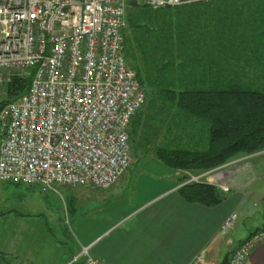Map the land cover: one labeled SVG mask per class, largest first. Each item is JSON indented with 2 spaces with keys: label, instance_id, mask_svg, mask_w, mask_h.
Segmentation results:
<instances>
[{
  "label": "built area",
  "instance_id": "built-area-1",
  "mask_svg": "<svg viewBox=\"0 0 264 264\" xmlns=\"http://www.w3.org/2000/svg\"><path fill=\"white\" fill-rule=\"evenodd\" d=\"M129 1L0 0V182L107 190L130 168V124L147 95L124 48ZM135 1L157 10L189 0ZM15 77L30 87L8 102ZM263 242L264 230L254 233L228 264ZM88 250L83 264H104Z\"/></svg>",
  "mask_w": 264,
  "mask_h": 264
},
{
  "label": "trees",
  "instance_id": "trees-1",
  "mask_svg": "<svg viewBox=\"0 0 264 264\" xmlns=\"http://www.w3.org/2000/svg\"><path fill=\"white\" fill-rule=\"evenodd\" d=\"M222 1L127 9V62L147 95L130 138L175 171L201 175L264 153V0ZM30 83L13 78L7 101ZM178 193L207 207L226 197L207 182H186Z\"/></svg>",
  "mask_w": 264,
  "mask_h": 264
},
{
  "label": "crops",
  "instance_id": "crops-1",
  "mask_svg": "<svg viewBox=\"0 0 264 264\" xmlns=\"http://www.w3.org/2000/svg\"><path fill=\"white\" fill-rule=\"evenodd\" d=\"M147 165L150 167L144 163L142 171ZM154 165L163 171H139L134 176L132 165L123 178L104 191L85 186L42 194L44 212L14 208L11 226H16L15 231L22 226L25 237L16 232L17 238L0 244L4 264H71L87 247L89 255L104 264H190L201 254L205 264H221L264 227L263 218L236 239L237 229L256 213L255 193L239 192L242 189L238 187L214 207L189 203L178 193L180 171L172 173L161 161ZM233 214L234 225L225 229ZM48 225L61 233L59 241L65 243L69 237L74 245L45 247L43 242L48 236L44 234H50ZM52 250L56 253L52 254ZM244 264H264V242Z\"/></svg>",
  "mask_w": 264,
  "mask_h": 264
},
{
  "label": "rangeland",
  "instance_id": "rangeland-1",
  "mask_svg": "<svg viewBox=\"0 0 264 264\" xmlns=\"http://www.w3.org/2000/svg\"><path fill=\"white\" fill-rule=\"evenodd\" d=\"M233 1L234 3H232L231 5H235L236 3L240 4L248 0H224L222 1V3L226 5V3ZM152 112L153 110L150 111V113ZM131 153L133 156L131 166L132 165L134 166V172H133L134 176H136L135 174L137 172L142 171L143 169L142 167L144 166V163L150 164V167L147 165L148 167L144 168V170L142 171L145 172V174H149L147 172L157 173L163 171V169L158 168V166L154 165L158 163L159 160L155 157L153 153H151L150 151L148 152L145 151L144 148L138 147V145L136 143H132V141H131ZM170 170L172 173L174 172V169L170 168ZM208 173L209 174L202 177L201 175L203 174L197 175L194 173H187L180 171L179 178L186 177V181L180 184L182 185L185 184L186 182H191V181L207 182L215 185L216 187H219L221 190L225 188L224 189L225 193H228L232 189H236L239 187L240 190L242 189V191L239 192L256 194L257 196L256 213L254 214L252 219L246 220L245 223L241 225L240 228L237 229L236 231V239L241 238L242 236L245 235L247 231V227L249 225L258 224L264 218V153L261 152L252 156H242L241 158L230 162L228 165L224 166L223 168ZM68 188H79V187H65L63 189H68ZM96 190H100V189H96ZM100 191H104V190H100ZM42 194L44 195V194H53V193H47L37 186H29L17 182H0V244H2L3 242L7 243V241L8 243H10L12 237L17 238V236H15L16 232H18V235L21 233L23 234L22 226L21 228L19 227L17 229L18 231H15L16 226H11L12 220L14 218L11 212L13 211L14 208L17 209L19 208V206H22L28 209V211H31L33 213L45 211L43 209L46 206V204L44 199L42 198L43 197ZM30 200L31 201L33 200V202H31ZM24 201L26 203H24ZM21 212L23 213L24 211L21 210ZM232 226H230L229 229L232 228ZM48 228L51 231V232L49 231V233L52 235L44 234V236H48L43 242L45 247H48L50 245L54 247L59 245V247H61L64 244H68L70 246L74 245V242L69 237H67L65 243L63 241H59L61 237L63 238L61 233L57 230H56L57 233L54 232L53 227L51 225H48ZM45 252L47 253L49 251L45 250ZM51 252L52 254L56 253L54 250H52ZM66 258L69 259L70 254H67ZM74 258L75 257H73V259ZM76 258L77 259H74V261H76V264H82L83 257H81V253ZM207 264H213V263L208 261Z\"/></svg>",
  "mask_w": 264,
  "mask_h": 264
},
{
  "label": "water",
  "instance_id": "water-1",
  "mask_svg": "<svg viewBox=\"0 0 264 264\" xmlns=\"http://www.w3.org/2000/svg\"><path fill=\"white\" fill-rule=\"evenodd\" d=\"M138 6V2L135 0H130L129 1V7H137Z\"/></svg>",
  "mask_w": 264,
  "mask_h": 264
}]
</instances>
